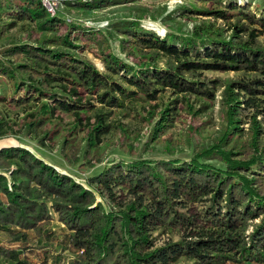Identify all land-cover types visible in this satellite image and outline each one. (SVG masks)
<instances>
[{"label": "trees", "instance_id": "trees-1", "mask_svg": "<svg viewBox=\"0 0 264 264\" xmlns=\"http://www.w3.org/2000/svg\"><path fill=\"white\" fill-rule=\"evenodd\" d=\"M62 1L83 3L88 9L104 6ZM214 1L220 7L191 12L208 21L187 34L158 36L137 22L114 26L111 35L124 55L120 58L101 32L66 22L60 12L50 16L39 0H0L1 33L17 21H30L38 32L54 35L38 44L2 47L0 78L12 83L9 105L38 104L23 117L26 129L58 125L57 110L73 117L64 146L74 140L72 133L82 131L88 150L107 132L102 113L93 122H82L81 111L89 109L93 99L83 102L84 95L120 108L125 99L155 101L165 90L214 101L220 90V125L212 142L192 151L189 160H120L84 185L23 145L0 147V264H50L45 245L41 258L29 262L26 252H32L33 239L39 244L55 241L60 258L73 250L70 264H264V125L259 119L264 113L259 104L264 101V7L253 0ZM4 17L8 21L1 22ZM84 52L93 53L108 71L121 74L125 85L103 76ZM205 71L240 77L211 80L203 76ZM109 79L111 92L100 93ZM248 109L244 122L243 111ZM200 112H190L191 120ZM153 119L148 113L146 121ZM171 121L166 106L150 125L149 140L157 142ZM3 127L0 122V139L5 137ZM195 130L191 126L189 132ZM116 131L125 134L121 123ZM55 133L43 132L41 147ZM118 186L130 199L116 197ZM199 203L204 204L201 211H192ZM55 219L66 233L51 229ZM156 230L177 233L178 238L157 246L152 239ZM59 261L55 257L54 264Z\"/></svg>", "mask_w": 264, "mask_h": 264}, {"label": "rangeland", "instance_id": "rangeland-1", "mask_svg": "<svg viewBox=\"0 0 264 264\" xmlns=\"http://www.w3.org/2000/svg\"><path fill=\"white\" fill-rule=\"evenodd\" d=\"M2 1L9 3L10 0ZM80 1L83 0L78 2ZM87 1L100 2L104 6L88 9L82 5L83 3L81 5H70L61 1L57 14L60 12V17L64 18L66 22L77 23L76 25L78 26L83 25L86 28L101 32L108 38L112 52L120 58H124V55L119 52L117 41L111 35L115 33L114 26L124 22H137L142 28L152 30L158 36H164L168 33L176 35L187 34L195 25L208 21L206 17L191 12L220 7L214 0ZM104 1H110L112 4ZM237 1L241 2L243 0ZM253 1L257 5L259 4L260 8L264 7V0ZM209 20L213 21L212 19ZM6 21L8 19L4 17L1 22ZM83 22H87L89 26L84 25ZM219 23L222 25V22ZM53 36V34L38 32L30 21H17L12 29L4 33L0 32V50L11 43L29 41L38 44L43 39H53ZM47 45L49 47L53 46L51 44ZM83 55L94 64L103 76H110L108 78L125 85L121 79V74H114L108 71L103 62L96 58L93 53L84 52ZM164 63L165 60L161 59L159 66H163ZM203 76L211 80L240 77L239 74L234 72L221 73L212 71L203 72ZM105 81L108 86L101 90L100 93L111 92L110 79ZM114 94L118 96L117 93ZM215 94V100L208 101L202 97L176 95L170 90H165L158 95L155 101L125 99L123 107L120 108H109L100 104L95 99V95L90 98L88 95H84L85 101L83 102L93 99L89 100L91 107L81 111L82 122L87 119L93 122L95 115L102 113L105 115V124L108 125L107 132L100 137L101 143L87 150L86 142L81 140L82 131L72 133V136L75 135L74 140L66 146L63 145L65 136L71 132V126L69 125L72 124L73 117L60 110L56 111V115L61 118L58 125L45 127L44 124L36 129H26L24 123H26L27 119L24 120L23 117L31 110L36 109L38 104L31 102L24 108H15L9 105L7 100L14 95L13 86L10 81L0 78V122L4 125L3 128L5 130V137L0 139V147L23 145L46 163L63 173L71 175L84 185H86L85 181L88 178L97 174L102 168L120 160L130 161L137 158L151 161L168 159L189 160L192 151L199 150L204 145L212 142V134L220 125L217 117L220 90H216ZM16 97H20V94ZM259 104L264 108L263 100L259 101ZM166 106L171 109L172 121L157 142L150 141V125L158 118L159 111ZM197 110H201V112L197 114L195 119L191 120L190 112ZM150 112L154 114V119L151 123H148L146 120H148V113ZM250 112L251 109L243 111L244 122L248 121ZM259 119L264 125V113ZM117 123H121L124 126V136L117 133ZM191 126L196 128L192 133L189 132ZM243 127L247 128V124H244ZM51 129L56 130V133L52 136L53 139L43 141L44 147H41V141L39 140L43 136V132ZM243 139H240V141ZM261 146L264 148V138ZM210 162L219 167L221 166V163L216 159H212ZM114 191L118 199H130L131 197L123 187L118 186ZM203 206V203H199L194 205L191 210L199 213ZM51 229L56 234L66 233L64 226L57 222L56 219L53 220ZM177 238V233L163 234L158 230L152 233V239L157 246L170 240L176 241ZM46 243L39 244L36 239L32 240L30 245L32 252H26L29 262L34 263L41 258L43 253L41 248L45 245L50 253V264L55 263V257L60 260L58 264H70L73 250L64 253L60 258L54 249L55 241L51 244ZM179 264L184 263L180 262Z\"/></svg>", "mask_w": 264, "mask_h": 264}, {"label": "built area", "instance_id": "built-area-1", "mask_svg": "<svg viewBox=\"0 0 264 264\" xmlns=\"http://www.w3.org/2000/svg\"><path fill=\"white\" fill-rule=\"evenodd\" d=\"M39 1L42 7L47 12V14H49L50 16H55L57 14V10L60 7L62 0H39ZM83 24L89 26L87 22H83Z\"/></svg>", "mask_w": 264, "mask_h": 264}]
</instances>
